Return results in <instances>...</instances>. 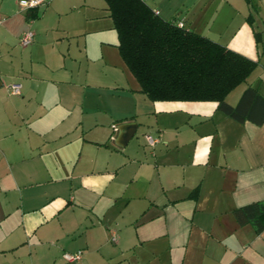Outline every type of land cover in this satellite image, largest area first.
I'll list each match as a JSON object with an SVG mask.
<instances>
[{"label":"crops","instance_id":"obj_1","mask_svg":"<svg viewBox=\"0 0 264 264\" xmlns=\"http://www.w3.org/2000/svg\"><path fill=\"white\" fill-rule=\"evenodd\" d=\"M20 1L0 0V264H264V232L234 217L264 201V124L149 100L105 0H47L30 21ZM143 1L258 62L229 105L264 97V0ZM125 124L158 143L112 150Z\"/></svg>","mask_w":264,"mask_h":264},{"label":"trees","instance_id":"obj_2","mask_svg":"<svg viewBox=\"0 0 264 264\" xmlns=\"http://www.w3.org/2000/svg\"><path fill=\"white\" fill-rule=\"evenodd\" d=\"M105 1L118 33L119 53L149 100L216 102L220 112L239 123L264 124V97L256 89L248 88L236 106L226 102L258 62L163 20L143 0ZM247 2L253 5L255 0ZM38 8L29 9V21L38 16ZM234 217L240 226L251 225L261 234L264 201L235 210Z\"/></svg>","mask_w":264,"mask_h":264},{"label":"built area","instance_id":"obj_3","mask_svg":"<svg viewBox=\"0 0 264 264\" xmlns=\"http://www.w3.org/2000/svg\"><path fill=\"white\" fill-rule=\"evenodd\" d=\"M48 3L47 0H21L20 6L24 9H32L40 6H44ZM183 27V25H180ZM35 34L33 31L28 30L26 31L21 40V46L22 47H28L30 46L34 41ZM10 89L13 94H20L21 86L20 85H12L10 86ZM147 141L151 146H155L158 143V140L153 139L151 136L147 137ZM64 259L67 263L76 264L79 263L82 260V252L76 253V254H65Z\"/></svg>","mask_w":264,"mask_h":264},{"label":"rangeland","instance_id":"obj_4","mask_svg":"<svg viewBox=\"0 0 264 264\" xmlns=\"http://www.w3.org/2000/svg\"><path fill=\"white\" fill-rule=\"evenodd\" d=\"M100 76L102 79H104L103 73H100ZM102 82V81H101ZM147 135H150L153 139H157V134H155L154 131L148 130V128H141V130L137 133V135L134 137L133 141H131V144L129 146V151L131 153L137 154V153H143L144 152V145L146 144L145 138L147 139ZM147 136V137H145ZM143 146V147H142ZM111 148L114 151H117L118 153H121L123 149H125V146L122 145V139H118L115 143H111ZM144 148V149H143ZM147 153L151 151L150 148H146L145 150Z\"/></svg>","mask_w":264,"mask_h":264},{"label":"water","instance_id":"obj_5","mask_svg":"<svg viewBox=\"0 0 264 264\" xmlns=\"http://www.w3.org/2000/svg\"><path fill=\"white\" fill-rule=\"evenodd\" d=\"M137 129L138 127L135 124H125L119 128L123 146H126L133 139Z\"/></svg>","mask_w":264,"mask_h":264}]
</instances>
